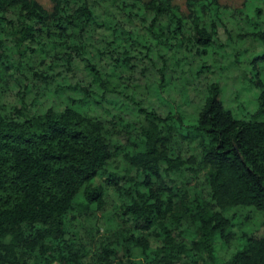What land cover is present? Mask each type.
Returning a JSON list of instances; mask_svg holds the SVG:
<instances>
[{"label":"trees","instance_id":"trees-1","mask_svg":"<svg viewBox=\"0 0 264 264\" xmlns=\"http://www.w3.org/2000/svg\"><path fill=\"white\" fill-rule=\"evenodd\" d=\"M256 1L250 33L264 43V0ZM50 2L0 0V264H264V120L233 114L218 80L192 100L184 74L208 66L201 54L228 28L223 4ZM143 59L161 99L172 77L182 80V98L165 107L136 100L140 118L110 113L107 103H120L107 95L112 76L130 75ZM78 68L89 82L65 80ZM27 77L51 89L53 101L30 109L23 87L19 103H8L11 85ZM256 84L255 116L264 114V80ZM117 154L126 162L118 170ZM115 197L128 225L94 243L96 220ZM242 205L262 212L257 233L235 230L233 208Z\"/></svg>","mask_w":264,"mask_h":264},{"label":"rangeland","instance_id":"rangeland-1","mask_svg":"<svg viewBox=\"0 0 264 264\" xmlns=\"http://www.w3.org/2000/svg\"><path fill=\"white\" fill-rule=\"evenodd\" d=\"M45 6H50V0H39ZM178 6L185 10V0H174ZM223 7L226 9L225 17L228 28H221L218 32V36L213 43L207 46V51L200 56V63L204 61L203 70L200 73L188 74L189 81L187 85V91L191 94L192 100H199L203 93L204 82L210 80H218L221 85L220 97L224 104L231 108L233 114L242 117H256L264 120V114L255 116L254 112L258 106V92L259 86L256 84L258 78L264 80V57L262 52L264 51V43L254 37L250 31L256 27L255 20L258 15L255 14L254 8L257 4L256 0H219ZM247 16L251 17L250 21L246 20ZM108 58L105 57L104 64L108 65ZM145 60H139L135 66V70L130 75L129 71L124 70L121 75L112 76L111 83L114 85L115 90L107 92L111 98L120 101L108 102L110 106V113L121 114L124 118H131L137 116L136 100H140L141 104L146 105L152 103L153 105L165 107L168 101L179 102L182 98L179 92L180 81L174 77L171 78L170 84H173L168 92H163L161 95L163 99L156 93L152 85L154 78L150 74V70H141V67L145 64ZM145 71V73H144ZM118 72V71H117ZM177 74V69L172 71ZM65 80L68 79L72 83H86L90 80L91 76L85 69L78 68L74 71L64 72ZM59 76V80L63 81V75ZM158 74V73H157ZM192 74V75H191ZM25 84L19 87L17 84L11 85L10 90L5 94V99L11 104L19 103L20 93H17L19 88H25L24 100H26L28 108H40L41 106L53 101L51 89L48 87L42 88V81L37 78H26ZM191 84V85H190ZM125 85V86H124ZM190 85V86H189ZM94 86V85H93ZM40 89H43V93L39 95ZM119 90V91H116ZM39 95V96H38ZM42 95V96H41ZM41 96V97H40ZM42 97L44 98L41 101ZM38 98V99H37ZM35 99V104L31 105L32 100ZM57 102L61 101V98L56 97ZM54 99V100H56ZM119 103V104H118ZM193 104H187V109L192 108ZM90 112L99 113L101 115L106 114L101 107L92 106L90 104L87 108ZM109 117L114 120L113 129L116 130L117 137L122 141H126V131L123 126L119 124L118 116ZM139 128H135L132 131L134 138L139 139ZM191 144H194L192 141ZM121 154H117L115 158V169H120L126 166V162L121 158ZM204 170V169H203ZM200 170V175L204 173ZM118 198L112 199L108 203L103 211L102 215L98 217L96 222L99 224V230L94 232L92 241L97 243L101 239H108L116 237L117 232L120 230V226L123 224L128 225V221H123L119 213L120 210L117 206ZM241 205V204H240ZM244 208L235 207V230L240 232L244 228H248L250 231L257 233L260 230V219L262 212L258 209H254L251 205H242ZM247 208V209H246ZM254 209V210H250ZM90 209H88V212ZM81 212H76L75 216L80 217ZM95 213L91 214V217L95 218ZM236 225V226H235ZM83 235L86 234L85 228L81 229ZM238 245L231 246L220 252V256L224 257L235 250ZM223 245H218L219 248Z\"/></svg>","mask_w":264,"mask_h":264}]
</instances>
